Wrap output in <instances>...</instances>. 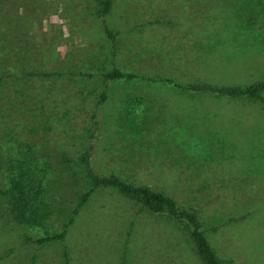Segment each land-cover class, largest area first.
Here are the masks:
<instances>
[{
  "label": "rangeland",
  "instance_id": "obj_1",
  "mask_svg": "<svg viewBox=\"0 0 264 264\" xmlns=\"http://www.w3.org/2000/svg\"><path fill=\"white\" fill-rule=\"evenodd\" d=\"M95 2L0 0L3 65L75 73L28 77L21 102L11 87L0 93V143L13 123L25 126L27 100L33 107L36 131L17 127L50 209L41 225L0 212V264H65L64 246L69 264H203L181 223L140 212L114 188L90 197L64 241L26 242L64 229L83 180L62 155L75 160L94 111L98 173L192 203L227 264H264V101L183 86L264 80V0H115L106 17L120 31L115 46ZM114 67L126 75L105 80Z\"/></svg>",
  "mask_w": 264,
  "mask_h": 264
},
{
  "label": "trees",
  "instance_id": "obj_2",
  "mask_svg": "<svg viewBox=\"0 0 264 264\" xmlns=\"http://www.w3.org/2000/svg\"><path fill=\"white\" fill-rule=\"evenodd\" d=\"M94 10L91 12L95 17L101 20L102 27L106 35L112 40L113 46L116 45L120 31L114 30L106 20V17L112 12L115 6V0H95ZM3 43L0 42V93L11 87L9 94L13 98V102H21L23 95V83L28 77L32 76H48L75 74L70 71H63L60 69L52 71H35V69H27L24 66L20 69L14 63L11 66L3 65L2 51L4 49ZM66 72V73H64ZM105 80L115 79L126 74L114 67L111 71L102 73ZM133 77V74H127ZM171 81L170 79H168ZM178 85V84H175ZM184 88L197 92H210L216 95L229 96L237 99H257L264 101V80L256 83L241 86L232 84H218V83H195L183 85ZM13 92L16 96L13 97ZM105 93L103 94V98ZM30 102L27 100L26 108L23 110L26 113L29 111ZM21 108V107H20ZM19 112L18 107L15 109V114ZM22 114L20 116L25 118V126L21 123H13L11 129L5 130V143H0V167L3 168L7 164L5 170H0V212L7 216H12L17 223L27 225H41L44 224L47 216L50 214L47 203L44 201L42 194L45 190L42 178L35 170L37 166V157L29 155V153L22 146L21 129H28L29 132H35L36 127L31 118L33 114ZM19 118V120H20ZM21 121V120H20ZM97 116L95 111L91 116V126L87 129L86 141L82 144L75 154V160L65 157L63 154V161L73 162L78 167L77 170L82 175L83 180L80 189H77L76 202L71 211L67 212V219L65 221L64 229L55 235H48L34 239L26 236V242L33 244L44 243L47 240L60 239L65 240L66 233L69 226L74 222L76 216L80 213L81 208L90 199V197L98 190L105 188H114L122 196L134 201L140 205V212H147L152 214L166 215L175 221L181 223L189 234L193 243L195 252L203 264H227L228 260L221 257L217 250L212 245L210 239L206 234L200 217L199 209L192 203L186 200H180L169 193L154 188L150 184H136L124 179L121 175L111 173L104 175L98 173L92 164V156L94 149V138L97 129ZM19 127V128H20ZM1 130V129H0ZM28 151L33 150V144L27 143ZM4 147V148H3ZM5 151V153H4ZM18 152L16 156L14 153ZM6 154V155H5ZM66 163V162H65ZM38 167V166H37ZM68 174L74 178V183L79 184L80 177L76 171L65 172L59 171V174ZM59 176L61 181L64 179ZM71 180H73L71 178ZM242 218H234L233 220H241ZM65 264L70 263L69 251L67 246H64ZM35 260V259H33ZM31 264H35L33 261Z\"/></svg>",
  "mask_w": 264,
  "mask_h": 264
},
{
  "label": "crops",
  "instance_id": "obj_3",
  "mask_svg": "<svg viewBox=\"0 0 264 264\" xmlns=\"http://www.w3.org/2000/svg\"><path fill=\"white\" fill-rule=\"evenodd\" d=\"M144 213H147V212H144ZM172 219V218H171ZM174 220V219H173Z\"/></svg>",
  "mask_w": 264,
  "mask_h": 264
}]
</instances>
